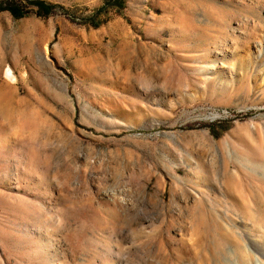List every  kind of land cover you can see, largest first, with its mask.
<instances>
[{
	"label": "rangeland",
	"instance_id": "1",
	"mask_svg": "<svg viewBox=\"0 0 264 264\" xmlns=\"http://www.w3.org/2000/svg\"><path fill=\"white\" fill-rule=\"evenodd\" d=\"M44 1L0 12V264H197L200 204L264 240V0Z\"/></svg>",
	"mask_w": 264,
	"mask_h": 264
},
{
	"label": "bare ground",
	"instance_id": "2",
	"mask_svg": "<svg viewBox=\"0 0 264 264\" xmlns=\"http://www.w3.org/2000/svg\"><path fill=\"white\" fill-rule=\"evenodd\" d=\"M200 205H198L200 208L195 217L196 223L205 227H203L205 229V237H203L202 244L195 250V254L198 257L197 264H207L208 262H214V264H264V240L246 238L243 234H239V236L236 234L237 237L232 238V235L225 231L222 225L213 224L211 226L207 222L209 220L205 222L203 217H205L206 212L202 204ZM211 231L215 233L213 232V235L211 234V237H208L207 235ZM205 252L211 258L207 257L209 255H205Z\"/></svg>",
	"mask_w": 264,
	"mask_h": 264
},
{
	"label": "trees",
	"instance_id": "3",
	"mask_svg": "<svg viewBox=\"0 0 264 264\" xmlns=\"http://www.w3.org/2000/svg\"><path fill=\"white\" fill-rule=\"evenodd\" d=\"M31 7L37 9L36 14L40 17L50 16L57 8L56 5L44 0L0 1V12L9 11L16 19L26 17L31 12ZM125 7L126 0H104L103 5L90 17V23L93 27L98 28L107 21V19L101 20V18L108 14L109 9L121 11ZM213 127L211 129L212 133L215 136H219V132Z\"/></svg>",
	"mask_w": 264,
	"mask_h": 264
}]
</instances>
